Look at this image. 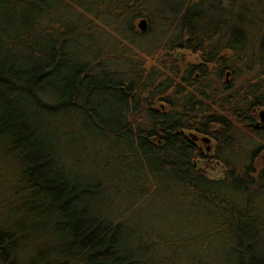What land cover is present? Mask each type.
I'll use <instances>...</instances> for the list:
<instances>
[{"label":"trees","instance_id":"trees-1","mask_svg":"<svg viewBox=\"0 0 264 264\" xmlns=\"http://www.w3.org/2000/svg\"><path fill=\"white\" fill-rule=\"evenodd\" d=\"M163 7L146 44L150 0H0V264H264L262 147L245 136L233 155L223 116L264 108V0ZM179 50L199 56L198 81L166 55ZM196 135L215 140L223 178L201 168ZM86 138L91 166L64 144ZM175 207L203 225L178 231Z\"/></svg>","mask_w":264,"mask_h":264},{"label":"rangeland","instance_id":"rangeland-1","mask_svg":"<svg viewBox=\"0 0 264 264\" xmlns=\"http://www.w3.org/2000/svg\"><path fill=\"white\" fill-rule=\"evenodd\" d=\"M167 1H169V0H150L151 4L153 5L152 13H153V16L155 18V27H154L153 31L151 32V34L147 37L146 44H152V42L154 40L155 33L157 30L158 21L161 19L158 16V14L169 13L163 7V4ZM53 11H54L55 19L58 20V18L64 14L68 18L71 25L78 24L77 21H73V17H72L73 11H68V12L63 13L55 5H53ZM137 23H138V20L136 21V24H135L136 26H137ZM106 35H107L106 32L100 31V32H96L91 37L89 35H83L82 37H79L78 38L79 40L77 42L73 43V45H72V48H74L75 45L78 43L77 57H74V59H78L80 56H82V54L84 53V48L86 46L90 45V43H92V42L97 43V46L101 47L102 44L104 43V41H106ZM108 45L111 47L112 50L114 49V47H115L114 37H111V39L109 38ZM173 54L176 57V59H182L183 61H189V62H194L195 57H196L195 54L188 52V51H185V50H179L177 52H173ZM110 66L116 67V68H122V67H124V63L122 61H120L116 64H111ZM228 79H231V77H228ZM68 121L75 122V120H68ZM91 140L92 139H90V138H86L83 140L65 139L64 144L68 145V146H72L74 149V152L72 153L70 158L73 161L81 160L83 163H86L87 165L91 166L93 164V162L96 160L93 156L92 151L86 157H84L82 159H80V157L78 155V150L82 147V145L91 146ZM200 166L208 174V176L210 178H212V179L213 178H215V179L221 178L222 169H221L219 164H215L214 162L207 163V164L201 163ZM85 172H89V173L93 174L96 172V170L95 169L87 170V168H86ZM165 204H169V203H165ZM262 210L264 211V208ZM167 211L169 213L170 209H168ZM169 218L173 219V224L175 225L176 229L178 231L184 232V233H191L189 228L194 227V226H198V225H203V223H204L203 218H200L199 222H193L192 220H194V217L191 214V212L179 214V209L177 207H175L172 210V213L169 214ZM134 220L136 221V219H134ZM261 224H262V226H264V222Z\"/></svg>","mask_w":264,"mask_h":264},{"label":"flooded vegetation","instance_id":"flooded-vegetation-1","mask_svg":"<svg viewBox=\"0 0 264 264\" xmlns=\"http://www.w3.org/2000/svg\"><path fill=\"white\" fill-rule=\"evenodd\" d=\"M181 63L193 66V70L191 71V75L194 74V81L199 80V71L196 70L198 66V60L199 56L196 55L194 62L189 61H183L182 59H177ZM196 66V68H195ZM228 73V75L226 74ZM225 76H223L221 84L226 83L228 84L230 82V79H228L229 72H226ZM230 104H223L222 106L226 107ZM208 104H205L204 107H208ZM264 111V108H258L255 106V102L253 101V108H251L248 111H245L242 115L240 113H236L235 116H229L227 117L226 114H223L225 119L229 120L231 122V126L229 131H227V136H232V142L234 143L232 149H233V155L241 154L242 147H245L244 144V137L245 136H253V146L255 144H260L262 148L255 153V156L253 158V170H255L260 165H264V142L259 140V138H264V129L259 127L258 129H253L251 125H257L261 123L262 115H260V112ZM243 118V119H242ZM226 121V120H225ZM226 134L225 131H223V138H225ZM206 138V139H205ZM188 142L193 146L197 151L205 158L203 160H200L199 163H212L219 164L222 169V175L221 178H223L225 174V166L221 164L218 161H215L211 159V156L213 155L214 151L216 150V142L213 138L205 135H196L194 138H188ZM222 152H226V150H223Z\"/></svg>","mask_w":264,"mask_h":264},{"label":"water","instance_id":"water-1","mask_svg":"<svg viewBox=\"0 0 264 264\" xmlns=\"http://www.w3.org/2000/svg\"><path fill=\"white\" fill-rule=\"evenodd\" d=\"M137 29L140 31V32H144V31H146V29H147V21L145 20V19H140L139 21H138V23H137ZM168 57H171V58H174V59H176V57L174 56V54L173 53H171V54H166ZM227 75H228V73H227ZM260 115H262V120H261V123H259V124H257V125H251V127L253 128V129H258L259 127H261V128H263L264 129V111H261L260 112ZM193 138L195 137V136H192ZM206 139V138H205Z\"/></svg>","mask_w":264,"mask_h":264}]
</instances>
